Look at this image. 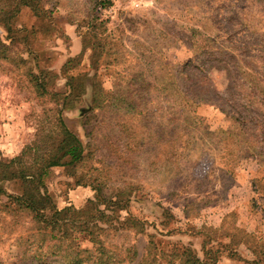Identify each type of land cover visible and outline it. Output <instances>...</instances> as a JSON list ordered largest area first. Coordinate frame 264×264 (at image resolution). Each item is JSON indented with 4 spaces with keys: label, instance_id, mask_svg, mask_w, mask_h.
I'll return each instance as SVG.
<instances>
[{
    "label": "rangeland",
    "instance_id": "1",
    "mask_svg": "<svg viewBox=\"0 0 264 264\" xmlns=\"http://www.w3.org/2000/svg\"><path fill=\"white\" fill-rule=\"evenodd\" d=\"M37 5V15L24 7L13 25H0L9 47V59L0 58V158L18 156L43 128L51 132L62 105L61 96L37 95L30 71L57 74L49 88L57 93L67 75L86 74L84 95L61 116L92 160L50 169L45 184L57 206L131 197L129 212L147 222V233L112 235L137 250L126 264H140L157 232L166 235L165 255L175 246L207 264H247L246 247L232 244L237 259L225 244L240 240V230L264 238V0ZM93 84L109 96L94 115ZM89 167L101 174L99 191L71 174ZM2 186L21 192L19 182ZM6 202L0 198V264H39L29 253L31 217L2 209ZM47 264L63 262L53 256Z\"/></svg>",
    "mask_w": 264,
    "mask_h": 264
},
{
    "label": "trees",
    "instance_id": "2",
    "mask_svg": "<svg viewBox=\"0 0 264 264\" xmlns=\"http://www.w3.org/2000/svg\"><path fill=\"white\" fill-rule=\"evenodd\" d=\"M0 25H13L22 8H29L35 15L38 13L39 0H3ZM12 2V4H11ZM102 9L101 7L98 10ZM16 16V17H15ZM8 31L13 32L12 28ZM9 47L0 42V58L9 59ZM24 61V60H22ZM71 59L68 66H72ZM29 76L37 95L63 97L62 105L58 104L57 115L53 117L52 131L41 130L36 139L26 145L22 152L10 159L0 158V198H7V202L1 205L2 209L13 210L22 216L31 217L32 231L27 236V241L32 246L30 257L39 264H47L50 257L56 256L63 264H126L135 261L137 250L135 247H125L112 242V235L121 234L123 231H135L138 234L147 233V222L130 214L129 207L131 197L120 198L123 193L116 194L115 199L101 203L89 200L83 208L67 206L59 208L50 192L46 189L45 179L53 167H72L74 170L92 160L93 152L83 144L81 139L73 133L62 118V108L73 101L80 99L85 93V77L66 76L65 93L51 92L50 86L57 74L43 70L35 73L29 72ZM57 79V78H56ZM93 84V101L91 113L107 107L109 96L103 89ZM58 101V102H57ZM54 102V104H55ZM60 105V106H59ZM1 156V155H0ZM96 168L89 167L85 175H77L71 172L81 184L99 191L104 184L99 182L101 174H96ZM19 182L21 192L18 195L10 194L2 183ZM80 183V180H77ZM80 184V185H81ZM103 205V206H101ZM126 212L127 216H123ZM215 229L216 232L220 231ZM240 230V229H239ZM215 232V233H216ZM242 237L234 240L231 237L226 247L232 257L241 259L238 251L232 247L236 244L248 249L253 258L246 260L247 264H264V238L254 232L240 230ZM149 234V242L140 264H207L190 248L177 250L174 246L168 255L160 249L165 242L163 235ZM159 235V236H158ZM32 239V240H31ZM170 245V244H169ZM206 257V254H205ZM213 259V263L217 262Z\"/></svg>",
    "mask_w": 264,
    "mask_h": 264
},
{
    "label": "crops",
    "instance_id": "3",
    "mask_svg": "<svg viewBox=\"0 0 264 264\" xmlns=\"http://www.w3.org/2000/svg\"><path fill=\"white\" fill-rule=\"evenodd\" d=\"M223 216H224V214H223Z\"/></svg>",
    "mask_w": 264,
    "mask_h": 264
}]
</instances>
